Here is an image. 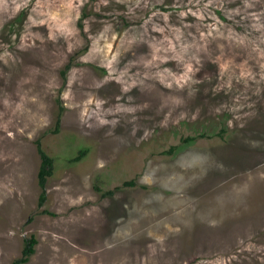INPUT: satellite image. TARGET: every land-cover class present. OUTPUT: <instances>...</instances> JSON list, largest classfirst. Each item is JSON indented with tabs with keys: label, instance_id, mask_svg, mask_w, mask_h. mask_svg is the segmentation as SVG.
Masks as SVG:
<instances>
[{
	"label": "rangeland",
	"instance_id": "obj_1",
	"mask_svg": "<svg viewBox=\"0 0 264 264\" xmlns=\"http://www.w3.org/2000/svg\"><path fill=\"white\" fill-rule=\"evenodd\" d=\"M32 235L27 264H264V0H0V264Z\"/></svg>",
	"mask_w": 264,
	"mask_h": 264
},
{
	"label": "trees",
	"instance_id": "obj_2",
	"mask_svg": "<svg viewBox=\"0 0 264 264\" xmlns=\"http://www.w3.org/2000/svg\"><path fill=\"white\" fill-rule=\"evenodd\" d=\"M70 66H67L69 68ZM60 116V114H59ZM61 122V117L58 118L57 124ZM190 139V138H189ZM192 139V138H191ZM38 150L41 156V165L38 172V182L42 189L41 195H40V202L39 204L42 206L46 201V185L49 177H51L54 174L55 168H56V158L48 154L44 148L41 146L40 142H38ZM89 148H83L80 149L78 154L74 157H72L69 161L70 162H78L83 159V157L87 154ZM128 183V182H127ZM126 183V184H127ZM133 182H129L131 184ZM98 190H101L99 187H97ZM113 191H109L108 194H112ZM38 241L35 236H31L30 238H27L25 240V246L22 250V256L15 259L12 264H27L32 255L35 253L36 245Z\"/></svg>",
	"mask_w": 264,
	"mask_h": 264
},
{
	"label": "bare ground",
	"instance_id": "obj_3",
	"mask_svg": "<svg viewBox=\"0 0 264 264\" xmlns=\"http://www.w3.org/2000/svg\"><path fill=\"white\" fill-rule=\"evenodd\" d=\"M125 2V1H124ZM155 62H156V60H155ZM159 65V64H158ZM155 82V81H154ZM119 87V86H118ZM129 90V89H128ZM125 91H127V89L125 90ZM128 92V91H127ZM125 94H128V93H125ZM120 95H122V94H120ZM120 99V98H119ZM123 100V99H122ZM119 101V100H118ZM117 102V101H116ZM116 108V107H115ZM119 110V109H118ZM114 111V110H113ZM122 111V110H121ZM119 113V112H118ZM158 113V112H157ZM190 171V170H189Z\"/></svg>",
	"mask_w": 264,
	"mask_h": 264
}]
</instances>
